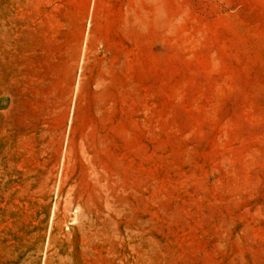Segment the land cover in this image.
<instances>
[{
	"label": "rangeland",
	"instance_id": "obj_1",
	"mask_svg": "<svg viewBox=\"0 0 264 264\" xmlns=\"http://www.w3.org/2000/svg\"><path fill=\"white\" fill-rule=\"evenodd\" d=\"M0 264H264V0H0Z\"/></svg>",
	"mask_w": 264,
	"mask_h": 264
}]
</instances>
